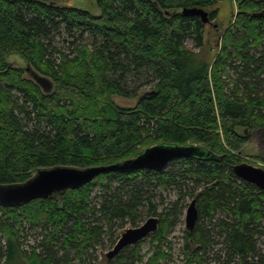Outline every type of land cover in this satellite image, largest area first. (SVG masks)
Wrapping results in <instances>:
<instances>
[{"label":"trees","instance_id":"obj_1","mask_svg":"<svg viewBox=\"0 0 264 264\" xmlns=\"http://www.w3.org/2000/svg\"><path fill=\"white\" fill-rule=\"evenodd\" d=\"M56 1L0 0V184L113 164L159 143L199 154L0 206V264H98V247L150 216L157 229L103 264H165L188 198L197 220L183 229V264H264V190L232 170L253 133L264 144V16L252 15L264 0H231L236 13L211 59L206 24L220 0H96L98 14Z\"/></svg>","mask_w":264,"mask_h":264},{"label":"water","instance_id":"obj_2","mask_svg":"<svg viewBox=\"0 0 264 264\" xmlns=\"http://www.w3.org/2000/svg\"><path fill=\"white\" fill-rule=\"evenodd\" d=\"M183 14L197 13L202 21L206 22V12L202 9L183 10ZM253 16H264V9L255 12ZM29 71V67L26 69ZM33 79L39 83L42 77L33 74ZM197 147L192 144L179 145L172 143H159L142 150L137 156L103 166L76 168L72 166H55L38 169L35 174L20 184H0V206H18L35 198H48L54 193L67 189L77 188L95 178L98 174L108 171L129 172L137 169L161 170L175 158L192 157L198 155ZM235 176L241 180L254 184L264 190V169L255 167L247 162H240L232 167ZM197 220L196 200L192 199L184 215L185 227L191 230ZM158 226V218L150 216L141 224L124 229L113 247L106 252L107 258L114 257L121 249L135 244Z\"/></svg>","mask_w":264,"mask_h":264},{"label":"rangeland","instance_id":"obj_3","mask_svg":"<svg viewBox=\"0 0 264 264\" xmlns=\"http://www.w3.org/2000/svg\"><path fill=\"white\" fill-rule=\"evenodd\" d=\"M59 6H65V7H74L79 9L87 10L93 14H98L99 9L96 4V0H57L56 1ZM214 8H217L218 10V16L216 19V23L214 25L206 24V30L208 31L207 37H206V44L204 46V52L205 57L208 59L213 58L217 51V44L219 42L220 36L223 32V30L227 27L229 21H231L234 18V15L236 13V6L231 0H220ZM216 29H220L219 33L216 32ZM65 37H61V39L58 41L59 47H66V41L63 42V39ZM189 47H192V42L187 41L186 43ZM8 61L11 62L12 65L15 66H21L28 68L27 65H25V62L23 59L16 55L11 54L8 56ZM29 73V72H27ZM113 102L117 105H121L124 107L127 106H133L136 102L135 98H125L121 96L113 95L111 97ZM264 144L260 141L258 134L255 132L251 135L249 141L243 146V154L241 155L243 158V161L247 162L250 165H253L255 167L264 168V162L262 161V158L264 157ZM167 166V165H166ZM191 201L190 198L187 200V205ZM186 205V207H187ZM186 209V208H185ZM184 214L182 216V221L179 223L174 231H172L169 235V238L171 240L172 249H171V256L169 262H166L165 264H183V257L181 252V244L183 243V229H185V221H184ZM141 224V222H140ZM130 227L128 224H126L122 229ZM121 229V230H122ZM119 230V232L121 231ZM147 243V242H146ZM146 243L143 244V250H146ZM110 247H108V242H106L103 246L98 247L96 249V256L97 260H95V263L103 264L105 253L109 250ZM216 250V249H214ZM20 264H26L23 260L20 261Z\"/></svg>","mask_w":264,"mask_h":264},{"label":"bare ground","instance_id":"obj_4","mask_svg":"<svg viewBox=\"0 0 264 264\" xmlns=\"http://www.w3.org/2000/svg\"><path fill=\"white\" fill-rule=\"evenodd\" d=\"M242 162H245V161H242ZM264 169V168H263Z\"/></svg>","mask_w":264,"mask_h":264}]
</instances>
